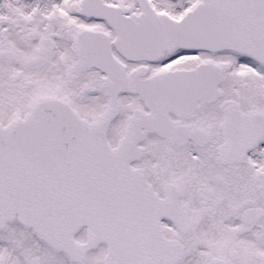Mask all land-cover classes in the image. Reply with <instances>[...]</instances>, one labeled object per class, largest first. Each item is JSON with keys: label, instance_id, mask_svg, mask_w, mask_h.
<instances>
[{"label": "snow or ice", "instance_id": "1", "mask_svg": "<svg viewBox=\"0 0 264 264\" xmlns=\"http://www.w3.org/2000/svg\"><path fill=\"white\" fill-rule=\"evenodd\" d=\"M0 264H264V0H0Z\"/></svg>", "mask_w": 264, "mask_h": 264}]
</instances>
